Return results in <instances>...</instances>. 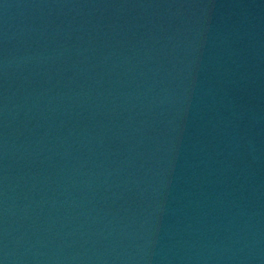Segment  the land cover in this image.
I'll return each instance as SVG.
<instances>
[{
  "label": "water",
  "instance_id": "water-1",
  "mask_svg": "<svg viewBox=\"0 0 264 264\" xmlns=\"http://www.w3.org/2000/svg\"><path fill=\"white\" fill-rule=\"evenodd\" d=\"M0 264H264V0H0Z\"/></svg>",
  "mask_w": 264,
  "mask_h": 264
}]
</instances>
